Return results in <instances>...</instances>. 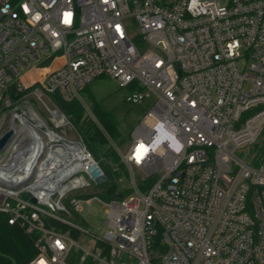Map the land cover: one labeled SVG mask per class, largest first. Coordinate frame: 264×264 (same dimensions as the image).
Here are the masks:
<instances>
[{
  "label": "built area",
  "instance_id": "2783aa9c",
  "mask_svg": "<svg viewBox=\"0 0 264 264\" xmlns=\"http://www.w3.org/2000/svg\"><path fill=\"white\" fill-rule=\"evenodd\" d=\"M39 70L15 102L58 92L84 105L81 91L108 76L150 104L124 152L112 141L132 191L105 201L102 236L59 215L79 212L67 194L93 180L83 140L13 135L0 213L35 236L28 264H65L73 250L95 264H264V0H0V102Z\"/></svg>",
  "mask_w": 264,
  "mask_h": 264
},
{
  "label": "rangeland",
  "instance_id": "374dc122",
  "mask_svg": "<svg viewBox=\"0 0 264 264\" xmlns=\"http://www.w3.org/2000/svg\"><path fill=\"white\" fill-rule=\"evenodd\" d=\"M236 65L239 69H242L245 65V60L243 58L238 59ZM245 86H248V84H245ZM131 91L132 88L130 86H123L118 80L112 77L99 76L89 82L85 90L80 93L84 100L85 109L90 116L92 112L88 105L90 104L91 97L99 101L105 110L111 112L116 124V129L124 135L114 141L123 152L129 146L133 129L139 123L142 115L150 104V101H142L139 103L128 102L126 97ZM150 97L151 96H149L148 100H151ZM1 108L3 109L0 111V135L9 128L14 130V134H22V130L18 127L20 124L19 120L13 117V112L16 111L18 113L21 112L23 116L34 125L36 121H38L36 119L41 121L42 125L38 126L37 130L43 140H49L47 135L48 131L57 135L60 138L59 140H81L77 130L64 114L65 117L60 115L62 116V122L57 124L52 112L58 108L48 95L28 93L25 97V102L22 104L11 100L9 104H6V101H3ZM58 112H60L59 109ZM31 113L36 115L34 116L36 119L32 118ZM60 114L62 113L60 112ZM13 123L15 124L14 126ZM238 155H240L239 152ZM128 173L129 180L122 179L118 184L119 188L128 189L131 187L130 174H132V172L128 169ZM134 173L136 175V172ZM83 175L86 181H88V185L72 190L67 194L68 197L76 196L79 199L77 205L81 220L75 219L72 215L62 216L73 223L81 225L85 230L102 236L105 230L104 221L106 218L105 210L107 204L99 197V192L101 191L99 184L91 180L88 174L83 173ZM77 242L81 246L92 249L91 245L93 242L88 236H86V238L84 237L83 240L81 236L78 237Z\"/></svg>",
  "mask_w": 264,
  "mask_h": 264
},
{
  "label": "trees",
  "instance_id": "16d2710c",
  "mask_svg": "<svg viewBox=\"0 0 264 264\" xmlns=\"http://www.w3.org/2000/svg\"><path fill=\"white\" fill-rule=\"evenodd\" d=\"M41 73L39 70L28 74L24 78L28 84L27 88L15 94L12 86L6 91V97L11 101H16L19 97L31 91L39 84ZM49 96L59 111L75 127L86 148L92 153L94 159L108 176L104 183L99 184L101 188L99 197L103 201H109L128 195L132 191L131 187L127 189L118 186L122 179L129 180L128 169L112 145V141L114 142L115 139L124 135L116 129L111 112L105 110L99 101L91 97L88 106L97 120L94 121L77 98L67 100L58 92L51 93ZM1 105L2 101L0 102V111L3 109ZM141 189L144 190V186H141ZM120 194H123V196L120 197ZM59 215L61 217H63L62 215H72L75 219L81 220L79 213L73 209H70L69 212H60ZM7 217V214L0 213V264H28L37 253L34 245L35 236L26 233L19 224H9ZM51 223L56 228L69 230L72 237L79 236L78 231L67 224L57 221H51ZM80 254L81 250H73L65 264H95L90 257L81 260Z\"/></svg>",
  "mask_w": 264,
  "mask_h": 264
},
{
  "label": "water",
  "instance_id": "95a60500",
  "mask_svg": "<svg viewBox=\"0 0 264 264\" xmlns=\"http://www.w3.org/2000/svg\"><path fill=\"white\" fill-rule=\"evenodd\" d=\"M14 135V130L12 128H9L5 130L1 135H0V153L3 151L4 147L9 143V141L12 139ZM89 171L91 173V176L96 184H101L104 183L107 180V174L100 168L98 164H93L90 168ZM25 183V180H17L8 183L9 186L18 188L22 186ZM123 194H120V197H122ZM23 198H27L28 194L23 192L22 193ZM30 200L32 202H35V198L31 197Z\"/></svg>",
  "mask_w": 264,
  "mask_h": 264
},
{
  "label": "bare ground",
  "instance_id": "6f19581e",
  "mask_svg": "<svg viewBox=\"0 0 264 264\" xmlns=\"http://www.w3.org/2000/svg\"><path fill=\"white\" fill-rule=\"evenodd\" d=\"M52 113H53L54 119L57 122V124H60L62 122L60 115L57 112H52ZM31 115H32L33 119H36V117H34V116H36L34 113H31ZM14 117H17L19 119L20 124L18 125V127H20L21 130L32 135L33 140H42V136L37 132V129H36L37 127H35V126H41L42 125L41 122L39 121V119H36L39 121V124L32 126L26 121V119L22 115L16 114ZM14 125L15 124L13 123V126ZM47 135H48L49 140H59L60 139L57 135H55L51 131H48ZM14 138L12 140H17Z\"/></svg>",
  "mask_w": 264,
  "mask_h": 264
}]
</instances>
